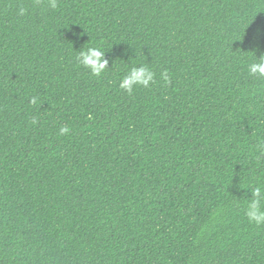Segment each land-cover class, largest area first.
Here are the masks:
<instances>
[{
    "label": "trees",
    "instance_id": "trees-1",
    "mask_svg": "<svg viewBox=\"0 0 264 264\" xmlns=\"http://www.w3.org/2000/svg\"><path fill=\"white\" fill-rule=\"evenodd\" d=\"M56 5L0 0V264H264V0Z\"/></svg>",
    "mask_w": 264,
    "mask_h": 264
},
{
    "label": "clouds",
    "instance_id": "clouds-1",
    "mask_svg": "<svg viewBox=\"0 0 264 264\" xmlns=\"http://www.w3.org/2000/svg\"><path fill=\"white\" fill-rule=\"evenodd\" d=\"M50 6L56 8V0H50ZM25 10L20 9V15H24ZM105 51L98 46H87L81 50L76 59L80 65L89 69L91 74L100 77L108 68V61L104 59ZM248 74L256 78H264V54L256 57L255 61L247 65ZM155 73L147 65L131 67L126 75L121 79L119 88L131 94L136 86L149 87L154 82ZM161 78L168 81L167 73H162ZM32 104L36 103L33 98ZM35 122V121H34ZM69 132L68 127H61L59 133L64 135ZM257 151L264 153V141L256 145ZM252 191L251 198L245 197V216L249 223L256 226H264V183L257 184L250 188Z\"/></svg>",
    "mask_w": 264,
    "mask_h": 264
}]
</instances>
